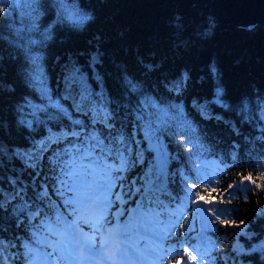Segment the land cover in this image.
I'll use <instances>...</instances> for the list:
<instances>
[{
  "label": "trees",
  "instance_id": "obj_1",
  "mask_svg": "<svg viewBox=\"0 0 264 264\" xmlns=\"http://www.w3.org/2000/svg\"><path fill=\"white\" fill-rule=\"evenodd\" d=\"M9 1L0 2L5 9L0 13V149L7 150L6 158L0 156V186L10 190L9 178L18 177L17 186H27L26 199L36 200L45 189V198H55L54 180H45L50 176L45 155L58 144L48 147L36 170L13 153L30 152L48 139L49 130L59 135L70 124L67 117L47 121L38 114L46 124L33 117L32 105L45 101L32 86L30 57H42L53 99L63 92L66 67L75 65L89 89L103 94L117 127L123 121L129 136V112L138 101L150 97L160 107L155 134L135 133L136 162L124 174L125 188L145 173L160 177L165 172L168 187H155L154 195L188 211L191 220L202 200L184 196L196 193L192 181H197L200 195L214 201L206 206L218 210L222 204L224 210L217 221V264H264V24H233L219 1L201 2L181 18L175 0H77L92 16L79 29L54 23L53 0H40L39 31H28L32 5ZM50 25V38L43 39ZM61 103L72 119L89 123L71 101ZM203 171L215 174V181H205ZM127 201H117L115 209ZM110 220L113 225L114 216ZM27 225L26 216L17 219L11 205L0 209L5 255L23 251L19 243L30 232ZM8 264H20L19 258Z\"/></svg>",
  "mask_w": 264,
  "mask_h": 264
},
{
  "label": "snow or ice",
  "instance_id": "obj_2",
  "mask_svg": "<svg viewBox=\"0 0 264 264\" xmlns=\"http://www.w3.org/2000/svg\"><path fill=\"white\" fill-rule=\"evenodd\" d=\"M29 3L32 5L33 14L28 31H39L37 21L43 14L40 0H29ZM52 6L56 9L54 23L67 22L72 27L82 29L92 19L90 13L80 9L77 0H53ZM4 11V7L0 6V13ZM50 27L51 25L49 30L42 33L43 39L50 38ZM39 42L29 41L30 44ZM30 61L32 68L29 76L32 86L39 93L41 100L45 101L40 105H32V115L36 122L46 124L45 120L39 119L38 114L43 113L47 121H58L61 117H67L70 124L65 126L67 130L59 135L49 130L48 139L34 144L30 152L16 151L13 154L21 158L27 168L36 170L48 147L52 143L59 144L66 140L67 144L48 158L50 176H46L45 180H54L58 185L56 188L58 192L65 195L71 193L65 200L66 207H71L82 216L88 209H94L96 215L94 223L86 220L91 225L89 233H85L75 222L64 220L63 214L59 212L55 226L47 219L29 223L26 227L31 231L19 243L23 248L22 252L5 255L8 248L0 240V264L14 262L17 258L20 264H143L149 251L140 244L143 212L151 208L155 202L154 189L159 177H155L154 173H145L136 181L129 183L127 188L123 181L124 174L136 162L132 159L136 131H146L150 136L154 135L158 130V123L162 122L159 105L150 97L138 101L137 106L129 112L133 126L132 135L129 136L123 121H120V126L117 127V118L108 109L103 94L98 95L89 89L79 68L75 65L66 67L63 92L53 99L44 74L42 57L34 55L30 57ZM128 83L131 85V81ZM132 87L135 88L134 85ZM61 100L71 101L75 112L88 116L89 123L86 124L82 119H72V114ZM260 119L264 121V116ZM0 156L6 158L7 150L0 149ZM139 156L140 153L137 152L136 160H139ZM35 183L33 180V186ZM137 183L139 187H136ZM18 184L20 181L17 177L9 178L10 190L0 186V209L7 211L11 205V211L17 219L26 216L30 221L37 220L41 214L39 205L35 201L27 200L25 198L27 186L18 187ZM135 194L140 196L135 218L123 224L112 225L109 216L112 215L114 204ZM45 195L46 189L44 193L37 194L36 200L42 201ZM194 195L204 204L214 203L212 199H206L199 192ZM192 198L193 194L185 191L184 199L190 201ZM170 199L175 200L176 197ZM14 200L20 201L19 205L12 204ZM206 211L212 213L216 220H220L217 209L209 207ZM122 214L120 210L116 213ZM62 220L64 228L60 226ZM41 237L43 239H40ZM8 247L16 248L17 245L10 244Z\"/></svg>",
  "mask_w": 264,
  "mask_h": 264
},
{
  "label": "water",
  "instance_id": "obj_3",
  "mask_svg": "<svg viewBox=\"0 0 264 264\" xmlns=\"http://www.w3.org/2000/svg\"><path fill=\"white\" fill-rule=\"evenodd\" d=\"M210 1H219L235 25L264 24V0H175L177 16L182 18L199 3Z\"/></svg>",
  "mask_w": 264,
  "mask_h": 264
},
{
  "label": "rangeland",
  "instance_id": "obj_4",
  "mask_svg": "<svg viewBox=\"0 0 264 264\" xmlns=\"http://www.w3.org/2000/svg\"><path fill=\"white\" fill-rule=\"evenodd\" d=\"M18 4H22V3H27L29 2V0H15ZM0 2H6V3H9L10 1L9 0H0Z\"/></svg>",
  "mask_w": 264,
  "mask_h": 264
}]
</instances>
